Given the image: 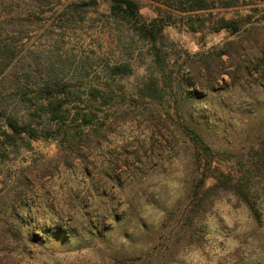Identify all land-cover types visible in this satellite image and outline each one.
<instances>
[{"label":"rangeland","instance_id":"obj_1","mask_svg":"<svg viewBox=\"0 0 264 264\" xmlns=\"http://www.w3.org/2000/svg\"><path fill=\"white\" fill-rule=\"evenodd\" d=\"M135 1L137 17L110 0H0V264H264V0ZM222 18L238 31H216ZM154 21L156 40L140 31ZM59 80L103 136L88 130L79 155L9 140L7 117L29 118ZM225 175L248 198L217 187Z\"/></svg>","mask_w":264,"mask_h":264},{"label":"trees","instance_id":"obj_2","mask_svg":"<svg viewBox=\"0 0 264 264\" xmlns=\"http://www.w3.org/2000/svg\"><path fill=\"white\" fill-rule=\"evenodd\" d=\"M112 2V11L117 15H122L123 17L131 16L137 17L139 15L140 6L135 0H110ZM165 3L172 9L176 10H187L189 7L195 10L201 9H209L216 3L212 0H180L179 6L176 5L175 0H165ZM186 5V6H185ZM189 5V6H188ZM219 26H217L216 31L220 29H227L232 32H236L239 29L237 23L233 20L220 19ZM141 33L145 37H149L153 40L157 39V36L162 31L161 25L158 22L154 21L153 24H146L140 28ZM157 54V61L159 64H163L162 56L159 53ZM128 66L125 65H116L111 68V74L113 75H125L129 72ZM208 82L213 79L212 71L208 72ZM186 87L189 85H194V83H185ZM161 90V89H160ZM158 88V79H152L149 84H146L142 89L144 96H148L150 98L158 97L159 93ZM75 93L70 88V84L62 81H55L46 84L40 90V97L45 102H39L37 105L29 106L31 110L28 111L29 118L20 119L15 115H10L6 119V125L9 128V140L12 142L16 141L24 137L25 135L32 139H63L67 144V148L73 150L79 155V151L82 146L88 147L90 138L95 136L96 138H100L103 136L102 129L105 126H95L93 122V117L95 116L92 112L86 108L87 104L84 107H77L74 110L70 107L69 103L71 102V98ZM102 92L99 89H93L91 92V96L95 99L101 98ZM198 93L195 90L189 91L184 90L181 92V99L185 98V96H196ZM104 95V94H103ZM90 96V94H89ZM106 103V102H105ZM27 107V106H26ZM35 118L39 119V122H35ZM48 121L47 123H51L53 125L44 126L43 123ZM97 127V128H96ZM93 129L92 133L89 135L88 130ZM72 136V138H71ZM195 141L198 144L203 145V139L196 134ZM114 161L108 162L109 168L113 169ZM89 161L84 160V166L87 167L89 165ZM87 169V168H86ZM95 177V176H93ZM112 179H115L111 176ZM96 182L92 183L95 186V183L98 184V179ZM117 181V180H116ZM204 184V182H203ZM93 186L91 187L93 189ZM204 185H200L196 187L198 191L194 192L195 195L201 193V189ZM217 187H221L222 189L230 190L234 193L243 192L244 195L248 196V186L247 185H238L233 183V179L231 176H223L222 180L219 181ZM197 197V196H196ZM248 198V197H247ZM202 200V197L199 199ZM247 203L250 204V202ZM198 206V205H197ZM195 206V208L197 207ZM251 206V205H250ZM253 207V206H251ZM194 212V209H192ZM198 211V210H195ZM191 226L193 223V218L191 217Z\"/></svg>","mask_w":264,"mask_h":264}]
</instances>
